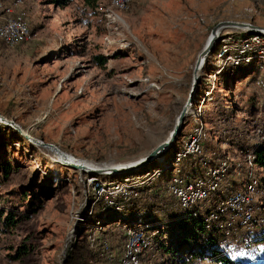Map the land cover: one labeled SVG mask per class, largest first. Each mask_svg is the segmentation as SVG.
<instances>
[{"label": "rangeland", "instance_id": "374dc122", "mask_svg": "<svg viewBox=\"0 0 264 264\" xmlns=\"http://www.w3.org/2000/svg\"><path fill=\"white\" fill-rule=\"evenodd\" d=\"M55 1L23 0L15 7V0H2L13 11L31 3L34 13H29L26 21L33 39L28 43L42 44L40 55L24 66L30 69L25 81L29 86L1 97L5 102L12 95L13 103L2 105L10 111L16 108L18 118L9 117L6 110L0 111V116L15 122L27 136L101 168L135 164L168 139L191 92L195 61L216 25L248 23L264 29V0H132L112 23L103 11L109 0H98L96 9L87 7L84 0H71L62 7ZM6 17L0 13V24ZM247 31L253 32L230 26L220 29L197 75L194 100L200 102L207 87L200 79L213 73L207 63L211 53L222 40L231 43ZM56 34L57 46L50 40L54 41ZM256 75L253 66L218 75L210 101L201 110L194 101L188 108L176 150L196 124L204 128L202 146L207 158L236 156V152L250 149L256 138L253 128L264 129V108L259 105L263 97L255 85ZM51 93L54 95L47 101ZM250 99L256 102L250 104ZM169 148L135 171L143 175L146 187L134 202L136 211L129 212L135 217L121 222L133 227L144 221L174 224L158 234L154 250L142 257L141 264H181L166 252L175 248L185 228L191 229L187 222L182 223L184 227L177 224L183 213L167 195L165 183L159 185L145 176L170 162ZM193 166L199 167L197 160ZM182 168L187 171V162ZM253 171L259 181L264 179L259 168L254 166ZM123 176H102L97 181L85 171L64 166L0 122V210L16 220L10 231L0 234V264H63L80 232L86 229L88 234L94 227L104 230L92 248L99 253V261L94 262L119 264L124 225L104 223L110 216L103 217L94 190L95 182L107 183ZM231 180L235 184L241 178ZM224 188H228L226 184L221 196ZM244 234L248 233L241 231L226 240L230 253L237 250L248 264L264 263V227L250 234V249L240 241L236 249L228 243L244 238ZM23 247L27 254L19 255Z\"/></svg>", "mask_w": 264, "mask_h": 264}, {"label": "built area", "instance_id": "2783aa9c", "mask_svg": "<svg viewBox=\"0 0 264 264\" xmlns=\"http://www.w3.org/2000/svg\"><path fill=\"white\" fill-rule=\"evenodd\" d=\"M131 1L109 0L108 6L103 10L107 21L115 22L119 18L118 11L125 10ZM22 3L23 0H15L14 5L19 7ZM0 13L7 14L4 22L0 24V43L6 49H12L21 42H29L33 39L32 30H30L26 17L22 13H15L10 7L6 8L2 0H0ZM61 41L62 38L59 39V42ZM227 41V39L222 40V45L218 50L211 53L207 61L213 73L200 79L207 85L206 89L202 90L201 101L193 99L194 103L199 102L200 110L206 102L210 101V95L215 89L216 77L232 68L255 67L257 72L254 78L255 85L264 97V33L247 31L243 38L234 40L231 43H227ZM203 130L204 128L201 125L197 126L196 124L170 162L166 161L164 166H158L156 170H149L145 173V176H148V180L155 181L164 171L169 170L172 174L165 187L167 195L177 204L181 212L191 213L193 217L198 216L200 213L194 208L209 204L216 195L222 193L221 189L226 184L228 188H224L225 194H223L222 199L213 207V211L203 218L205 227L208 230L215 223L224 231V243H226V240L232 238L235 233L241 231L250 233L259 227H264V207L262 203L264 184L256 178L253 171L254 166L258 168L255 163V151L264 147V129L260 127L253 128V134L256 137L255 142L247 151L236 152V156L224 155L214 162H212V159L205 157L203 153L202 144L203 140H206ZM189 157H194L198 161L202 172L200 176L194 178L182 176L183 162ZM259 170L262 171L260 168ZM85 173L95 176L97 181L98 177L102 178V176H119L108 172L102 174ZM232 173L235 177L241 178L240 183L229 185L228 181ZM142 176H123L119 180L108 181L107 183L95 182L94 191L101 201L102 207L100 210L102 213L104 212L103 217L110 211L121 212L126 207L133 206L134 202L139 200L141 190L146 187L145 180L141 179ZM221 183L223 187L220 186ZM119 224H123L125 229L123 253L120 261L141 260L144 255L154 250V240L164 229L163 222L154 225L144 221L138 223L136 227L125 226L124 223ZM103 231L101 227H94L87 235L85 229V239L86 242L88 241L90 248L96 247L97 237ZM242 242L246 243V240L241 239L240 243Z\"/></svg>", "mask_w": 264, "mask_h": 264}, {"label": "trees", "instance_id": "16d2710c", "mask_svg": "<svg viewBox=\"0 0 264 264\" xmlns=\"http://www.w3.org/2000/svg\"><path fill=\"white\" fill-rule=\"evenodd\" d=\"M71 2V0H56L53 2L58 7L66 6ZM98 0H84V4L91 8L96 9ZM2 44V43H0ZM3 45V44H2ZM4 46V45H3ZM5 47V46H4ZM236 79V77H233ZM256 99H250L249 103L254 104ZM181 131L177 134V136H181ZM176 138L174 144L169 148V155L170 159L174 156L176 150V145L178 143L179 138ZM256 153V165L264 172V147L255 151ZM218 157H213L212 162L216 161L217 159L222 158L224 155H216ZM169 162V161H168ZM184 162H187V171L185 168L181 169L182 176L194 178L200 176L202 172L200 171V167H195L192 165L195 164V158L189 157ZM183 162V163H184ZM171 172L169 170L164 171L163 174L156 180L157 183L160 185L166 184L171 178ZM124 176H139L137 172L125 174ZM264 184V179L262 180ZM167 193V192H166ZM141 197V196H140ZM223 195L219 193L216 195L212 201L207 204L206 206L195 207L194 209L199 211L200 213L198 216L193 217L191 213H181L183 216L177 219V224H181V227H184V224L187 222L191 227L190 230L185 228L181 234L177 237L178 241L175 244V248H169L166 252L170 258H174V260L181 264H188L191 263H201V264H248L243 256H238L237 250L231 251L228 249L227 245L224 243L225 234L224 231L218 227L215 223L212 224L211 229L208 230L205 227L203 222V218L210 214L213 211V207L222 199ZM173 201V200H172ZM263 207H264V197L262 199ZM135 203L133 206L126 207L121 212L117 211H110L108 215L110 216L108 220L104 221V223H113V222H124V220H131L133 219V215H130L129 212L136 211L134 209ZM114 212V213H113ZM16 225V220L14 219L13 215L9 214L6 215L4 212L0 210V234L7 233ZM174 224H163V228L160 234L164 233V231L169 230V227H173ZM244 232V231H243ZM166 233V232H165ZM247 233V232H245ZM244 234L243 236L245 239L248 237V242H242V245H247L246 248L250 249L252 242L250 241V234ZM102 234V233H101ZM100 234V235H101ZM88 235V234H87ZM86 233L84 231L80 232L76 241L72 246L73 250L69 253L68 258L63 264H96L94 260L99 261V253L90 248L88 241L86 242ZM241 239L235 238L232 241L228 242L231 246L235 249L240 247L239 244H236L238 241L241 242ZM124 241V239H123ZM98 243V242H97ZM244 243V244H243ZM239 250V249H238ZM27 254L24 247L20 249L19 255ZM163 256V255H162ZM165 258V257H164ZM264 264V263H261Z\"/></svg>", "mask_w": 264, "mask_h": 264}, {"label": "crops", "instance_id": "0c3cea01", "mask_svg": "<svg viewBox=\"0 0 264 264\" xmlns=\"http://www.w3.org/2000/svg\"><path fill=\"white\" fill-rule=\"evenodd\" d=\"M8 3H10V1H8ZM30 6H31V3H30ZM30 6L25 7L26 9L24 7L22 9H16V10H14V12L18 13V14L22 13L24 15V17H26V20L28 21L29 13L31 16L34 13V12H32L33 9ZM45 25L48 26L47 24H45ZM29 27H30V25H29ZM58 35L59 34L55 35L54 41H52V39H50L51 42H53V44H56V46L58 43V40L56 37ZM40 44H42V42L37 41L36 43H33V46H31L26 41V42L19 43L16 47H14L12 49H6L2 44H0V111H4V110H6L5 112L9 111V113H8L9 117L12 116L15 119L18 118V114L17 115L14 114V112H16V108L15 109L13 108L10 111L6 108V106H4V105H9V104L13 103L12 102L13 97L11 95L9 97V99H7V100L5 99V102L2 101L1 97L4 96L5 98H7V96H9V94H12L13 90L18 89V88L21 90H23V89L25 90V87L29 86V85L25 84V81L27 80V78L29 76V70L30 69L28 67L25 69L24 66H26L25 63L27 61H31L32 59H35L38 54L40 55V49H39V47L41 46ZM34 63H36V61H34ZM28 66H29V64H28ZM5 85L7 86L8 89H6ZM53 95L54 94L51 93L50 97L49 96L47 97V101L51 97H53ZM40 99H41V97H40V93H39L38 100L40 101ZM2 104H4V105H2ZM259 105L262 108H264V97L262 100H260ZM1 108H2V110H1ZM231 178H233L232 174H230V180L228 181V183H229V185H232V184L234 185V182L231 180Z\"/></svg>", "mask_w": 264, "mask_h": 264}, {"label": "water", "instance_id": "95a60500", "mask_svg": "<svg viewBox=\"0 0 264 264\" xmlns=\"http://www.w3.org/2000/svg\"><path fill=\"white\" fill-rule=\"evenodd\" d=\"M225 26H230V27H235V28H244V26L247 27V29H250V30H253L254 32H259L260 33V28L258 27H255L253 25H250L248 23H233V22H226L224 24H218L216 25V27H214L212 30H211V33H210V39L208 40L206 46L204 47V49L201 51V53L198 55L196 61H195V68H194V75H193V84H192V88H191V92L188 96V99H187V102L185 104V106L183 107V109L181 110V112L179 113V115L177 116V120L174 124V127L172 129V131L170 132L169 136H168V139L165 140L164 142H162L161 144H159L152 152H150L148 154V156H146L145 158H143L140 162H138L137 165H135V167L133 168H130V169H127V170H123L121 169L120 171H112V172H108L110 174H115V175H120L121 174H128V173H133L137 170H139L140 168H143L145 167L146 165L150 164V162H152L155 158H157L158 154L161 153L162 151H165L167 148H169L170 146H172L177 138V134L179 133L180 129H181V126L182 124L184 123L185 121V117H186V111L188 108L191 107L192 105V101H193V94H194V91H195V85L197 84V77H196V70L197 68L200 67V65L203 63V61L205 60V58L208 56L209 52L211 51V48L212 46L214 45V41L215 39L217 38V35H218V32L220 31V29L224 28ZM264 31V29L262 30ZM0 119H3L4 121H8L10 123H6V125H9L11 127H13L15 130H17L26 140H30L31 142H34V140H36L35 142H40L43 144L42 141H39L35 138H31L29 137V135H24L23 134V130L15 123L13 122L12 120H7L5 119L4 117L0 116ZM34 142V143H35ZM45 144V143H44ZM46 146H50V147H54L56 149H58L56 146H54L53 144H50V143H47L45 144ZM69 167L73 168V169H76L77 167L74 166V165H68ZM102 173H106V172H102ZM102 173H97V174H102ZM94 174V173H93Z\"/></svg>", "mask_w": 264, "mask_h": 264}, {"label": "bare ground", "instance_id": "6f19581e", "mask_svg": "<svg viewBox=\"0 0 264 264\" xmlns=\"http://www.w3.org/2000/svg\"><path fill=\"white\" fill-rule=\"evenodd\" d=\"M244 28H246L247 29V27L246 26H244ZM244 28H242V29H244ZM219 33V32H218ZM260 33H263L261 30H260ZM210 39V36L208 37V39H207V41H206V44H207V42H208V40ZM205 44V45H206ZM204 62V61H203ZM203 64L204 63H202L201 65H200V67L199 68H197V69H195L196 70V77H197V75H198V73H199V71L202 69V66H203ZM187 113L189 112V109H187V111H186ZM0 122H3V123H10V122H8V121H4L3 119H0ZM24 135H27L25 132L23 133ZM29 137H31V136H29ZM32 138V137H31ZM36 140H34V142H35ZM33 142V143H34ZM34 144H37V147H39L40 149H42V150H44L45 152H48V153H50L54 158H56L58 161H61L62 162V164L64 165V166H68V165H74V166H76L77 168L75 169V170H82L83 172L85 171V172H99V173H102V172H112V171H114V170H116V171H120L121 169H123V170H127V169H130L131 167L133 168V167H135V165H137L138 164V162H140L141 160H139L137 163H135V164H130V165H123L120 169H118L117 167V169L116 168H114V167H108V165H106V166H102V168L101 167H97V166H95V165H92V164H90V163H88V162H86V161H80V160H78V159H76V158H74V157H72L71 155H68V154H63V153H61L58 149H56V148H54V147H50V146H46L44 143L42 144V143H40V142H35ZM107 170V171H106ZM119 264H141V260H123V261H120V263Z\"/></svg>", "mask_w": 264, "mask_h": 264}]
</instances>
